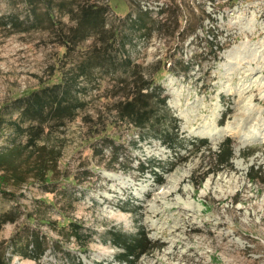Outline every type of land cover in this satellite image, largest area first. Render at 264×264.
I'll use <instances>...</instances> for the list:
<instances>
[{
  "label": "rangeland",
  "instance_id": "rangeland-1",
  "mask_svg": "<svg viewBox=\"0 0 264 264\" xmlns=\"http://www.w3.org/2000/svg\"><path fill=\"white\" fill-rule=\"evenodd\" d=\"M109 2L115 11L109 22L120 30L139 8L160 22L149 38L127 48L145 70L156 72L167 95L164 140L141 139L142 129L132 124H109L100 134L114 142L97 145L106 160L95 155L98 137L80 140L83 115L94 123L110 115L106 77L68 126L60 169L70 177L0 186V213L15 208L20 215L0 228V257L6 253L8 264H264V0ZM173 11L180 13V32L168 19ZM0 16L1 113L15 98L59 82L65 49L42 26H29L33 17L19 0H0ZM62 20L70 21L67 14ZM10 133L0 132V147ZM228 144L233 156L219 164L216 152L228 151ZM112 155L118 162L108 165ZM29 219L49 245L39 259L1 247ZM70 221L79 225L86 246L70 230L63 236L54 228ZM140 231L147 237L145 253L121 263L123 248L110 233L134 238ZM25 243L22 238L17 245Z\"/></svg>",
  "mask_w": 264,
  "mask_h": 264
},
{
  "label": "trees",
  "instance_id": "trees-1",
  "mask_svg": "<svg viewBox=\"0 0 264 264\" xmlns=\"http://www.w3.org/2000/svg\"><path fill=\"white\" fill-rule=\"evenodd\" d=\"M9 1L13 3L16 0ZM109 1L19 0L26 6L28 17H33L29 26H42L48 31L50 40L64 47L65 51L59 63V82L35 88L5 104L1 110L0 132L11 133L8 145L0 147V186L10 183L20 186L31 180L47 184L48 179L70 177L71 173H64L60 169L64 148L69 139L68 126L85 110L89 91L96 86L100 88L106 77H109V86L104 90V96L112 99L106 105L110 115L107 119L100 118L95 123L83 115L82 121L86 131L80 135V140L84 142L98 137L97 143L93 145L95 155L102 154L103 158L100 159L106 160L104 148L99 149L97 145L99 142L102 145L109 141L114 142V138L108 134H100L108 130L109 124H132L135 128L142 129L139 135L141 139L150 135L163 139L161 134L164 132L162 127L165 115L171 116L167 95H163L164 89L157 85L156 72L152 75L153 71L145 70L132 58L130 48H127L129 45L132 49L136 38H149L153 31L158 29L157 26H161L158 25L160 22L153 17L150 10L139 8L134 15L128 13L125 25L120 30L109 22V14L115 13ZM66 14L71 21L69 23L62 20V16ZM1 19L0 16V25H5ZM168 19L175 24L173 31L180 32V13L173 11ZM19 23L15 22V25L18 26ZM186 23L188 30L192 24L188 20ZM195 31L193 29L190 33ZM215 45L218 49L222 48L213 43L210 47ZM184 70L187 71V67ZM232 156L228 144V151L220 147L215 158L219 164H224L228 163ZM118 158V155H112L107 164L118 162ZM111 166L109 168H112ZM76 179L73 177L72 182H76ZM61 188L66 189L65 184ZM19 219L20 215L15 208L2 212L0 228ZM40 221L53 224L46 219ZM31 223L32 219H29V222L24 221L21 228L1 247H13V251L27 258H41L49 245L44 235L29 227ZM54 228L60 235L68 236L67 232L70 230L78 240L81 238L82 232L74 221ZM110 236L116 245L123 248L118 257L121 263H133L147 249L144 231H140L134 238L120 232L110 233ZM22 238H25L26 243L18 246ZM80 241L78 243L81 246H86V243ZM4 251L6 252L5 249ZM5 254L3 252L0 257V264L9 263Z\"/></svg>",
  "mask_w": 264,
  "mask_h": 264
}]
</instances>
